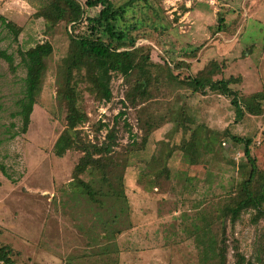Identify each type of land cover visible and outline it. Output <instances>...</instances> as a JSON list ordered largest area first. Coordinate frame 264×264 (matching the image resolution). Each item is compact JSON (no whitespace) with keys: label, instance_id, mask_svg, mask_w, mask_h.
<instances>
[{"label":"rangeland","instance_id":"rangeland-1","mask_svg":"<svg viewBox=\"0 0 264 264\" xmlns=\"http://www.w3.org/2000/svg\"><path fill=\"white\" fill-rule=\"evenodd\" d=\"M146 1L129 7L120 25L136 38L134 47L150 49L149 91L129 97L139 76L134 72L115 75L111 101L83 92L81 106L89 119L79 130L85 140L101 143L115 126L114 153L126 164L130 203V226L117 238L119 264H201L196 225L214 216L228 191L249 176L244 144L232 135L252 139L256 178L264 182V101L261 115L245 112L237 118L229 97L194 91L180 80L214 59L224 66L215 79L233 75L240 81L232 87L241 95L264 93V0ZM44 2L0 0V49L13 56V66L0 57V163L5 169L0 168V241L12 246L14 264H65L71 254L89 249L78 225L89 227L92 214L73 198L70 183L83 152L69 150L58 157L53 150L66 126L56 90L69 37L64 23L45 32L44 20L35 16ZM98 11L86 7V16ZM219 12L239 26L218 32ZM2 17L22 27L17 38ZM85 28L86 21L77 31ZM44 40L54 51L23 133L16 115L26 75L19 50ZM101 123L106 126L100 128ZM212 228L225 239L226 264H236V251L245 264H264V212L244 211L225 228L214 220Z\"/></svg>","mask_w":264,"mask_h":264},{"label":"trees","instance_id":"trees-1","mask_svg":"<svg viewBox=\"0 0 264 264\" xmlns=\"http://www.w3.org/2000/svg\"><path fill=\"white\" fill-rule=\"evenodd\" d=\"M44 1L35 16L44 20L45 32L50 33L58 24L64 23V31L69 37L66 53L58 66L56 90L58 103L66 111V126L56 139L53 150L58 157H63L69 150L83 152L74 167L73 180L70 183L74 186L73 198L92 214L89 227L78 225L86 235L89 249L71 254L65 264H119L120 248L117 238L130 226V203L124 177L126 164H120L114 153L118 145L115 126L108 131L101 143L84 139L79 127L88 121L89 116L81 106V99L83 92L87 91L99 101H111V84L115 75L129 77L134 72L139 76L133 87L134 92L129 97L132 95L135 98L136 93L145 95L149 91L152 77L150 49L146 46L134 47L136 38L120 25L129 7L146 0H128L121 5H116L112 0ZM86 7H98L99 11L93 16H86ZM218 15V32H225L229 26H239L238 20L230 23L227 22L226 15L221 12ZM85 21V30L77 31V27ZM2 25L15 38L22 31L21 26L4 17ZM68 25L71 26L70 29H67ZM53 51L50 40L38 42L26 50H19L26 75L22 97L17 101L16 115L22 119L23 133L27 132L31 123L34 106L42 89L47 61ZM191 53L196 57V50ZM0 57L13 66V56L6 50L0 49ZM168 67L167 69L174 70L169 64ZM223 68L217 60H210L196 74L188 75L180 83L194 91L204 93L208 90L229 97L236 109L237 118H241L245 112L261 115L264 93L241 95L232 87V84L240 81L239 78L233 75L214 78L222 74ZM83 84L84 88H81ZM124 114L123 111L119 113L120 116ZM104 126L106 124L101 123L99 127ZM231 138L244 144V153L250 164L249 176L228 191L225 201L216 209L214 216L204 224L196 225V245L201 264L227 263L225 239L213 232L214 220L219 219L225 228L227 221L235 224L244 211L253 209L256 213L264 212V182H259L256 178L258 165L251 151L252 139L236 135ZM0 168L5 172L1 163ZM83 174H88L90 178L85 180ZM222 234H225V229ZM13 255L12 246L0 241V264H14ZM235 256L236 264H245L244 255L236 251Z\"/></svg>","mask_w":264,"mask_h":264}]
</instances>
